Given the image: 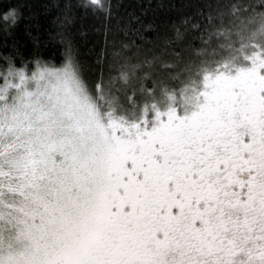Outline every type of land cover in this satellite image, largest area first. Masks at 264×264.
Listing matches in <instances>:
<instances>
[{"label": "snow or ice", "instance_id": "6c2138e0", "mask_svg": "<svg viewBox=\"0 0 264 264\" xmlns=\"http://www.w3.org/2000/svg\"><path fill=\"white\" fill-rule=\"evenodd\" d=\"M209 3L179 66L0 65V264H264V0Z\"/></svg>", "mask_w": 264, "mask_h": 264}, {"label": "trees", "instance_id": "16d2710c", "mask_svg": "<svg viewBox=\"0 0 264 264\" xmlns=\"http://www.w3.org/2000/svg\"><path fill=\"white\" fill-rule=\"evenodd\" d=\"M102 3L110 7L108 14L90 0H0V65L11 58L18 67L35 59L60 66L65 42H70L90 84L97 82L101 72L107 76L110 66L115 75L118 63L125 60L140 64L158 58L179 66L200 47L197 37L208 27L210 8L216 7L209 0ZM177 30L183 37L180 40L176 39ZM102 52L104 62L98 64ZM175 53L180 54L179 59ZM154 71L165 74L159 63Z\"/></svg>", "mask_w": 264, "mask_h": 264}]
</instances>
